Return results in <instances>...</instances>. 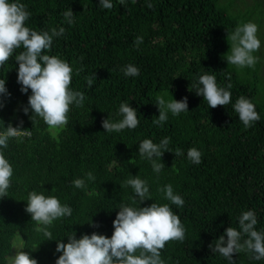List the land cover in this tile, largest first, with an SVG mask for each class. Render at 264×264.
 Segmentation results:
<instances>
[{
	"label": "trees",
	"instance_id": "trees-1",
	"mask_svg": "<svg viewBox=\"0 0 264 264\" xmlns=\"http://www.w3.org/2000/svg\"><path fill=\"white\" fill-rule=\"evenodd\" d=\"M220 1L126 0L121 5L112 0L113 8L106 10L99 7V0H12L31 13L26 27L37 32L65 29L45 54L72 67L70 87L84 93L86 100L83 108H71L66 126L50 128L39 117L31 120V112L23 113L31 90L21 93L14 60L23 49H17L0 68V79L6 80L10 93L0 109V131L21 121L24 131L9 141L4 152L13 177L7 195L0 198V264H9L6 257L16 241L38 264H55L61 255L55 241L67 243V236L74 233L77 239L93 233L110 238L120 204L130 203L133 196L125 182L136 175L148 181L152 196L141 207L169 203L158 191L168 184L185 201L180 208L171 205L186 234L183 242L166 244L161 252L165 264H228L211 246L228 227L238 229L237 218L244 211L253 210L257 230H264V89L261 95L257 69L244 76L227 64L230 36L247 20ZM69 8L74 14L72 25L63 16ZM261 9L260 5L257 13L249 15L255 17L258 34L264 19ZM129 64L140 69L138 77L124 76L121 69ZM93 74L96 81L89 87L85 77ZM203 74L215 75L224 87L231 83L229 105L208 108L203 97L195 94L196 79ZM163 93L176 101L187 97L189 112L178 117L169 113L160 127L153 120L159 115L156 96ZM241 96L255 105L260 116L251 128L244 127L232 107ZM122 102L137 110L139 126L105 133L103 120L120 119ZM165 137L170 138L172 153H164L165 168L157 175L150 162L139 156L138 145L144 139L159 143ZM190 148L202 153L199 165L187 159ZM176 149L184 155L175 156ZM88 172L95 182L86 180L84 189L73 187L72 181ZM33 190L55 195L73 209L71 217L50 228L53 241L34 231L37 225L25 211ZM91 221L96 227L88 224ZM233 260L264 264L246 253L234 254Z\"/></svg>",
	"mask_w": 264,
	"mask_h": 264
},
{
	"label": "clouds",
	"instance_id": "clouds-1",
	"mask_svg": "<svg viewBox=\"0 0 264 264\" xmlns=\"http://www.w3.org/2000/svg\"><path fill=\"white\" fill-rule=\"evenodd\" d=\"M126 0H119L123 5ZM112 0H99V7L106 10L113 8ZM152 7L151 3L147 5ZM31 13L23 4L12 0H0V68H3L14 56L17 49H23L15 55L14 60L18 64L17 83L21 85L20 91L27 94L28 105L23 109L24 115L31 112V120L34 117L41 118L50 128H62L69 122V113L72 107L83 108L86 97L84 93L73 90V69L63 59L57 56L45 54L53 46L54 38L63 36V27L41 31L25 26ZM68 25L74 23V14L69 8L63 13ZM232 45L230 54H226L227 64L237 68H254L257 57L254 55L261 48V40L258 37V25L248 22L238 25L230 36ZM83 69L75 73L79 75ZM125 77H138L140 69L132 64L121 69ZM87 85L92 87L96 76L85 77ZM230 79V77H229ZM195 94L203 97L208 108L215 109L218 106H227L231 103V83L224 87L217 83L215 75H198L196 79ZM171 96L170 99L166 97ZM10 96L6 88V80L0 79V109L4 107L3 98ZM158 118L153 124L163 127L169 119V113L178 117L181 113H187V97L176 101L170 93L156 96ZM238 114L239 120L245 128H251L260 120L255 105L247 98L241 96L232 105ZM118 120H103L102 127L105 133H121L124 130H134L139 126L137 110L127 102L119 105ZM3 124V122H0ZM22 121L16 127L11 124L0 131V198L7 195L13 177V168L4 152L8 148L9 141L17 138L22 132ZM170 138L165 137L159 143L151 139H144L138 145L139 156L150 162L154 173L159 175L165 168L161 158L169 148ZM175 156H183L180 149H176ZM187 159L195 165L202 162V153L196 148L187 151ZM88 182H95L96 177L92 172L85 174V178L72 181L76 189H84ZM130 187L133 196L130 203L120 204L116 218L113 221L114 232L110 238L93 233L83 235L77 239L76 234L67 236V243L63 240L56 242V252L61 253L55 264H165L161 252L170 241L183 242L186 228L180 218L173 213L171 205L177 208L183 207L184 199L174 192L172 185H164L158 191L163 193V199L169 201L165 204L152 203L148 207H141L146 201H151L152 196L147 180L138 175L129 178L125 182ZM25 211L30 214L31 221L37 227L34 231L41 233L46 241L52 239L50 228L54 222L71 217L73 209L66 203H62L55 195L46 196L44 191H31L28 194ZM238 219V229L228 227L219 237L214 253L222 256L228 264H235L233 255L240 253L249 254L254 261L264 260V230H257V215L253 210L242 212ZM96 227L91 221L88 223ZM11 264H38L36 259H31L29 252L16 251L14 256L6 257Z\"/></svg>",
	"mask_w": 264,
	"mask_h": 264
},
{
	"label": "rangeland",
	"instance_id": "rangeland-1",
	"mask_svg": "<svg viewBox=\"0 0 264 264\" xmlns=\"http://www.w3.org/2000/svg\"><path fill=\"white\" fill-rule=\"evenodd\" d=\"M220 2L222 6L228 7L232 14H234L235 16H239L240 18L247 20V23L252 22L254 24H256L254 15L253 17H249V15L255 12L257 13L259 11L258 9L260 5L262 6V8L264 7V0H221ZM261 10L264 11L263 9ZM261 27L262 28L259 30L258 34V37L261 40V48L254 54L257 57L255 67L243 69L239 68V70L244 76H246L247 71H249L250 69L258 70L257 75L262 85L258 84L257 87L262 95L264 89V19L261 21ZM16 251H22V244L18 241H16L13 246V252L11 256H14L16 254ZM9 264H11L10 261Z\"/></svg>",
	"mask_w": 264,
	"mask_h": 264
}]
</instances>
